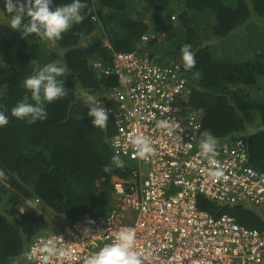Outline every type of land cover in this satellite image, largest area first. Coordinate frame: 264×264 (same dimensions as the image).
Here are the masks:
<instances>
[{
  "label": "trees",
  "instance_id": "trees-1",
  "mask_svg": "<svg viewBox=\"0 0 264 264\" xmlns=\"http://www.w3.org/2000/svg\"><path fill=\"white\" fill-rule=\"evenodd\" d=\"M140 1L145 2L143 11L151 14L152 25L135 16L134 4ZM69 2L53 0V6ZM85 2L84 20L52 44L35 33L23 38L22 30L10 26L6 0H0V110L9 116V123L0 127V264H14L36 236L53 229L44 210L73 220L114 209L112 180L125 176L113 161L114 125L110 118L105 128L92 125L82 95L99 88L91 61L95 55L110 54L111 49L103 46L105 39L113 48L133 50L145 46L140 40L144 33L162 32L165 36L146 46L159 52L169 44L168 53L180 59L181 46L190 43L197 62L186 73L195 85L190 102L204 110L201 133L209 130L217 140L243 136L250 164L264 173V94L259 93L264 92V0ZM28 19L25 16V22ZM60 55L69 69L61 77L67 95L45 103V120L28 123L13 117L11 109L27 92L24 79ZM196 71L199 78L192 75ZM252 125L258 129L241 135ZM36 198L41 211L26 203L24 213L17 210L18 204ZM199 205L215 216L228 213L245 226L264 229L262 209L205 197Z\"/></svg>",
  "mask_w": 264,
  "mask_h": 264
},
{
  "label": "built area",
  "instance_id": "built-area-1",
  "mask_svg": "<svg viewBox=\"0 0 264 264\" xmlns=\"http://www.w3.org/2000/svg\"><path fill=\"white\" fill-rule=\"evenodd\" d=\"M160 35L165 33L149 30L141 36L145 46L133 50L113 48L105 39L110 54L91 61L99 80L93 95L110 110L111 149L124 165L125 176L112 180L114 209L55 225L36 236L14 264H42L41 248L49 238L68 253L50 264H83L124 227L135 230L143 264H264V229L199 205L205 197L264 210V173L250 164L246 139L238 136L217 140L214 158L222 175L211 174L213 166L198 147L204 110L190 102L195 85L182 59L162 58L146 46ZM121 76L129 83L122 84ZM160 120H167L171 131L157 127ZM135 135L150 138L154 153L141 158L131 143Z\"/></svg>",
  "mask_w": 264,
  "mask_h": 264
},
{
  "label": "clouds",
  "instance_id": "clouds-1",
  "mask_svg": "<svg viewBox=\"0 0 264 264\" xmlns=\"http://www.w3.org/2000/svg\"><path fill=\"white\" fill-rule=\"evenodd\" d=\"M86 7L85 0H71L69 3L56 6H53V0H23V2L22 0H6L5 3L7 12L11 14L10 26L15 30H22L23 38H28L30 34L35 33L39 38L50 41L52 44H55L62 34L74 24L84 20L82 10ZM25 16L30 18L27 22H25ZM180 52L184 69L186 71L193 69L197 62L193 46L190 43H185L181 46ZM68 72L67 65L62 61H54L34 69L33 73L24 79L23 86L27 92L24 98L11 109V115L20 120H27L28 123L47 119L45 103H51L67 95L68 88L65 86V80L61 77ZM192 75L194 78H199L200 72H193ZM120 81L122 84L129 83L127 76H121ZM82 95L88 105L87 116L91 118L92 125L105 128L109 122L110 110L96 95L89 92H82ZM8 123L9 116L5 111L0 110V127ZM157 127L171 131L167 120L158 121ZM201 136L202 139L199 141L198 147L201 155L205 156L209 165L213 166L210 169L211 174L213 176L222 175V170L216 167L218 161L214 158L218 143L217 137L209 130L203 131ZM131 143L141 158L154 153L152 141L146 136L135 135L131 137ZM113 161L118 167L124 166L119 156H114ZM109 170L106 166L105 171ZM0 176H3L2 171H0ZM37 200L39 199L23 202L20 211L25 203L36 207L40 203V200L36 203ZM17 210L19 211L18 206ZM135 246V230L129 227L121 228L114 233L110 243L104 244L98 251L90 254L83 264H143L142 257L135 251ZM41 252L44 253L40 257L42 264H50L54 257L68 256L67 251L57 247L51 238L43 244ZM34 254L35 250L31 255Z\"/></svg>",
  "mask_w": 264,
  "mask_h": 264
},
{
  "label": "rangeland",
  "instance_id": "rangeland-1",
  "mask_svg": "<svg viewBox=\"0 0 264 264\" xmlns=\"http://www.w3.org/2000/svg\"><path fill=\"white\" fill-rule=\"evenodd\" d=\"M144 5H145V2L144 1H140L139 2V4H134V8H135V10H136V12H137V14H135V16H143L144 17V20L149 24V25H152L151 23H152V20H151V14H149V12L148 13H145L144 11H143V7H144ZM102 13L101 12H98V17H102ZM175 16H176V18L175 19H173L174 21H177V14H174ZM141 40V39H140ZM168 45L169 44H167V47L165 48V49H162L161 51H155V53H157V54H159L162 58H166V57H174V58H178V59H180L179 58V55H177L176 53H168ZM57 61H62V55H60L58 58H57ZM259 93H261V94H264V92L262 91V92H259ZM256 129H258V126L257 125H252L251 127H249L248 129H245L242 133H241V135H244V136H246L247 134H249L250 132H252V131H254V130H256ZM41 203V202H40ZM39 203V204H40ZM245 206V205H244ZM36 207H39V210L41 211V208H40V206H38V205H36ZM245 207H248V206H245ZM250 208H253V207H250ZM47 209V208H46ZM44 214H45V216L47 217V219H48V221H49V223H50V228L52 227V228H54V226L55 225H58V224H61V223H63V222H65V221H67V218L64 216V215H56V214H54V213H52L51 211H49V212H46L45 210H44Z\"/></svg>",
  "mask_w": 264,
  "mask_h": 264
}]
</instances>
